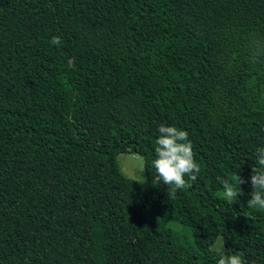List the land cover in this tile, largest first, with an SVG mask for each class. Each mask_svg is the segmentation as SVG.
<instances>
[{
	"label": "trees",
	"instance_id": "16d2710c",
	"mask_svg": "<svg viewBox=\"0 0 264 264\" xmlns=\"http://www.w3.org/2000/svg\"><path fill=\"white\" fill-rule=\"evenodd\" d=\"M161 125L201 169L175 195L153 183ZM262 147L264 0H0V264H264Z\"/></svg>",
	"mask_w": 264,
	"mask_h": 264
},
{
	"label": "clouds",
	"instance_id": "9594fccd",
	"mask_svg": "<svg viewBox=\"0 0 264 264\" xmlns=\"http://www.w3.org/2000/svg\"><path fill=\"white\" fill-rule=\"evenodd\" d=\"M61 38L53 37L52 44L59 45ZM254 47H259L258 41L252 42ZM255 55V52H254ZM160 135L156 140L155 159L152 161L155 168L153 183L163 184L169 189L171 195L177 190L191 187V182L196 181L200 166L194 159L193 145L185 130L175 126L161 125L158 129ZM256 163L259 168L252 167L250 183L253 191L247 201L248 208L264 210V147L256 150ZM188 177V179H185ZM223 187V198L234 204L237 198L243 195L240 185L248 180L235 174L233 181L217 178ZM217 264H245L242 252L221 256Z\"/></svg>",
	"mask_w": 264,
	"mask_h": 264
},
{
	"label": "rangeland",
	"instance_id": "374dc122",
	"mask_svg": "<svg viewBox=\"0 0 264 264\" xmlns=\"http://www.w3.org/2000/svg\"><path fill=\"white\" fill-rule=\"evenodd\" d=\"M119 171L127 178L133 180L139 189L144 187V174L142 159L140 156L131 153H119L115 157Z\"/></svg>",
	"mask_w": 264,
	"mask_h": 264
}]
</instances>
